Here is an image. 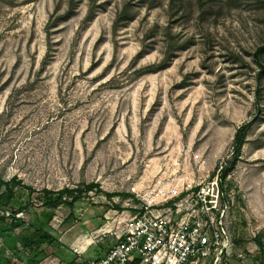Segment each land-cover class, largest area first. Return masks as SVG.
Returning a JSON list of instances; mask_svg holds the SVG:
<instances>
[{"label":"rangeland","instance_id":"rangeland-1","mask_svg":"<svg viewBox=\"0 0 264 264\" xmlns=\"http://www.w3.org/2000/svg\"><path fill=\"white\" fill-rule=\"evenodd\" d=\"M263 45L264 0H0V264H89L151 191L221 175L242 126L217 264H264ZM14 178L119 195L49 211Z\"/></svg>","mask_w":264,"mask_h":264},{"label":"built area","instance_id":"built-area-1","mask_svg":"<svg viewBox=\"0 0 264 264\" xmlns=\"http://www.w3.org/2000/svg\"><path fill=\"white\" fill-rule=\"evenodd\" d=\"M220 176L151 191L123 220L115 244L89 264H217L233 244V205Z\"/></svg>","mask_w":264,"mask_h":264},{"label":"trees","instance_id":"trees-1","mask_svg":"<svg viewBox=\"0 0 264 264\" xmlns=\"http://www.w3.org/2000/svg\"><path fill=\"white\" fill-rule=\"evenodd\" d=\"M172 1H176V0H172ZM186 46H188V43L184 44L183 48H186ZM263 54H264V45L258 49V51L256 53L257 59L259 60V56L263 55ZM172 58H173V55L170 56V54L168 53L167 58L159 67L160 68L166 67L167 63H169V61H171ZM245 138H246V127L242 126L238 129V131L236 132L235 138H234L235 151L233 153V159L229 162V165L224 167L221 171L220 179L222 182V188L224 190H225V188H224L225 184L227 185V188H226L227 191H230L232 188L231 185L228 183L227 178L230 175L231 170L236 163V160L238 159L239 155L241 154V149H242V146L245 142ZM14 182H16L15 185L22 186L23 188L29 190V192L32 195L36 196L38 206H41V207H43L49 211L56 210L57 208H59L62 205H66L70 208H73L75 206V204L78 203L82 199L83 194H85L87 192L94 191L95 189L100 191V192H103L100 189V185L98 183H95V182L84 185V187L63 188V189H59V190H54V189H50V188H43L41 190H38L32 186L23 184L21 182V180H19L17 178H14ZM3 186L6 187V192H2L0 194V202H2V200L6 198V195L8 193H9V198L13 199L16 196V194L11 187V183L4 181L3 179L0 178V192H1ZM103 193L108 198H113V197L119 195L117 193H107V192H103ZM67 195L69 196V199L67 198ZM123 197L127 198V197H129V194H125V195H123ZM23 210H24L23 207H19L18 209H15L11 213L14 221H16V222L20 221L19 219H17L16 215L21 213ZM47 225H48V222L38 223V224L32 225L31 226V228L33 230L32 234L25 237V239H28L26 246H28L31 250L37 251L44 244H52V243L56 242L57 240L55 239V237L53 235H51V233L49 231H46L44 229L45 226H47ZM258 245L264 249V244L261 241H258ZM37 252H38L37 254L40 253V251H37ZM8 264H10V263H8Z\"/></svg>","mask_w":264,"mask_h":264},{"label":"crops","instance_id":"crops-1","mask_svg":"<svg viewBox=\"0 0 264 264\" xmlns=\"http://www.w3.org/2000/svg\"><path fill=\"white\" fill-rule=\"evenodd\" d=\"M103 255H104V254H103ZM103 255H102V256H103Z\"/></svg>","mask_w":264,"mask_h":264}]
</instances>
